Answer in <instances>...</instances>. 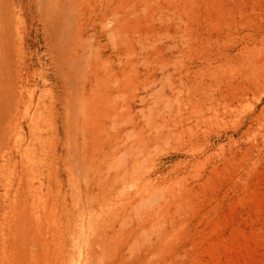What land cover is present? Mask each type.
Wrapping results in <instances>:
<instances>
[{"label":"rangeland","instance_id":"rangeland-1","mask_svg":"<svg viewBox=\"0 0 264 264\" xmlns=\"http://www.w3.org/2000/svg\"><path fill=\"white\" fill-rule=\"evenodd\" d=\"M0 264H264V0H0Z\"/></svg>","mask_w":264,"mask_h":264},{"label":"bare ground","instance_id":"bare-ground-1","mask_svg":"<svg viewBox=\"0 0 264 264\" xmlns=\"http://www.w3.org/2000/svg\"><path fill=\"white\" fill-rule=\"evenodd\" d=\"M79 108V110H83L84 109V104L83 102H81L80 104H78L77 106ZM22 111V110H21Z\"/></svg>","mask_w":264,"mask_h":264}]
</instances>
